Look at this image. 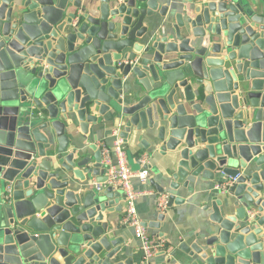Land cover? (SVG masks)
Returning <instances> with one entry per match:
<instances>
[{"label":"water","instance_id":"95a60500","mask_svg":"<svg viewBox=\"0 0 264 264\" xmlns=\"http://www.w3.org/2000/svg\"><path fill=\"white\" fill-rule=\"evenodd\" d=\"M116 125L168 208L227 184L197 241L129 256ZM0 264H264V0H0Z\"/></svg>","mask_w":264,"mask_h":264},{"label":"crops","instance_id":"0c3cea01","mask_svg":"<svg viewBox=\"0 0 264 264\" xmlns=\"http://www.w3.org/2000/svg\"><path fill=\"white\" fill-rule=\"evenodd\" d=\"M118 125H116L115 128H118ZM115 128H113V130ZM111 130L108 132V135L105 134L102 138H100L98 145L106 144L108 146H112L114 144V138L112 137L113 130L112 132ZM74 134L77 135L83 143H88L87 139L91 137L88 136L84 138L80 131H75ZM126 148L128 151L129 165L131 169L133 171L142 170L143 166L141 165L139 158L142 154L148 152L139 150L136 145L131 146L130 144H126ZM155 157L153 156L152 159L150 156L149 167H152V169L149 168L150 179L155 177V173L161 169L162 159L157 156ZM150 179L147 183H142L138 179L133 180L135 190L137 192L144 193L137 203L138 214L143 223L157 221V217L160 214L157 209V198L159 193L155 187L150 185ZM218 185L219 184L212 182L202 183L197 186L193 195H189L188 197H186V195L182 196L186 197L184 204L177 206L173 205L172 208L167 207L166 211L163 212L167 217L160 229H149L150 233L153 236H156V241L163 239L167 246L170 242L179 243L180 241H187L189 243H193V241H197V236H202L205 228H207L210 224L209 214L204 211L205 202L209 199L208 196L211 195V191L225 192L218 190ZM116 204L122 207L121 213H115L118 218H116L113 222L115 228L120 226V230L117 231L118 235L123 236L126 240L129 256L137 258L143 257L144 254L141 249V242L136 238L134 229L123 224L125 215V202L123 197L116 198ZM161 234L164 236L161 237Z\"/></svg>","mask_w":264,"mask_h":264},{"label":"built area","instance_id":"2783aa9c","mask_svg":"<svg viewBox=\"0 0 264 264\" xmlns=\"http://www.w3.org/2000/svg\"><path fill=\"white\" fill-rule=\"evenodd\" d=\"M120 134V128H115L112 132L114 144L111 147L106 144L99 145L102 150V162L108 168V180L103 184L95 183L94 186L98 191L111 187L114 191L122 193L125 202L123 224L134 229L136 238L141 242L144 258L146 260H151L156 254L166 248V243L163 239L156 241L149 229L144 227L137 209V203L144 193L137 192L133 185V180L135 179H138L142 183H147L149 181L150 154H142L139 161L143 169L140 171H133L129 165L125 140L120 137ZM217 189L225 191L227 189V184L218 185ZM168 200V195H158L157 209L160 213L166 211Z\"/></svg>","mask_w":264,"mask_h":264}]
</instances>
